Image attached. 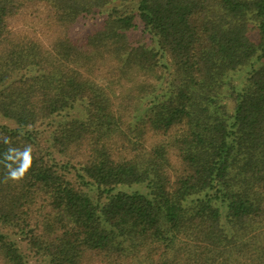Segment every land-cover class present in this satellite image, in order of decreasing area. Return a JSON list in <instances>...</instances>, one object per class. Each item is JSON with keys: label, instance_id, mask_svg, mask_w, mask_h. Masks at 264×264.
<instances>
[{"label": "trees", "instance_id": "trees-1", "mask_svg": "<svg viewBox=\"0 0 264 264\" xmlns=\"http://www.w3.org/2000/svg\"><path fill=\"white\" fill-rule=\"evenodd\" d=\"M0 117V264H264V0H0Z\"/></svg>", "mask_w": 264, "mask_h": 264}, {"label": "rangeland", "instance_id": "rangeland-1", "mask_svg": "<svg viewBox=\"0 0 264 264\" xmlns=\"http://www.w3.org/2000/svg\"><path fill=\"white\" fill-rule=\"evenodd\" d=\"M95 24H96L95 17H87L85 19H82V20L76 22L74 24V26L72 27V30H73L75 36L77 37L83 31V29H85V28L87 29L90 26H95ZM139 36H140V33L138 30L132 31L131 35H129L130 38H138ZM143 78H145L143 76V74H141V73L138 74V76H137L138 80L143 79ZM147 79L151 80L152 78L148 77ZM96 80H98L100 83H104V82H101L102 80H100L98 77H96ZM136 81H137L136 79L128 80L126 87L122 91H124L126 88L135 89L136 86L138 85V83ZM116 89H117V91L120 90L119 87ZM0 123H4V118L0 117Z\"/></svg>", "mask_w": 264, "mask_h": 264}, {"label": "clouds", "instance_id": "clouds-1", "mask_svg": "<svg viewBox=\"0 0 264 264\" xmlns=\"http://www.w3.org/2000/svg\"><path fill=\"white\" fill-rule=\"evenodd\" d=\"M23 153H24V163L22 164V166H20L19 169L12 170L9 174V178L12 180L22 179L25 172L27 171V169L31 165V149H30V147L26 148Z\"/></svg>", "mask_w": 264, "mask_h": 264}]
</instances>
